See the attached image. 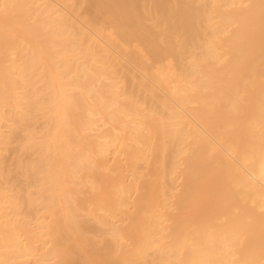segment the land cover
I'll return each mask as SVG.
<instances>
[{"label": "bare ground", "instance_id": "6f19581e", "mask_svg": "<svg viewBox=\"0 0 264 264\" xmlns=\"http://www.w3.org/2000/svg\"><path fill=\"white\" fill-rule=\"evenodd\" d=\"M38 1L0 10V121L9 103L27 114L17 63L6 64L23 37L21 81L38 71L50 103L52 126L35 144L58 182L56 264H142L151 248L153 264H264V0ZM116 143L132 167L143 161L129 184L107 166ZM81 170L99 188L89 198L64 188ZM84 206L112 233L89 235L75 213ZM9 229L0 222L5 243Z\"/></svg>", "mask_w": 264, "mask_h": 264}, {"label": "rangeland", "instance_id": "374dc122", "mask_svg": "<svg viewBox=\"0 0 264 264\" xmlns=\"http://www.w3.org/2000/svg\"><path fill=\"white\" fill-rule=\"evenodd\" d=\"M11 2L12 0H0V10ZM38 2H51L56 7L62 8L56 0ZM44 5L35 4L39 11L46 13ZM34 19L35 15H32L31 20ZM29 50H31L30 43L23 37L17 38L14 48L10 49V58L6 61L9 66L14 62L17 63L16 67L10 66V70L15 72L17 77L15 84L17 89L29 103L25 107L27 110L25 116H22L12 103L6 104L2 112L3 118L0 121V206L4 205L0 211L4 212L5 207L8 208V215L4 216L0 222L8 223L11 228L5 231L9 242L5 243L0 236V245H4L5 247L2 248L9 251L5 255L7 262L0 261V264H56L57 262L49 233V224L58 216L61 206L58 201H50L49 194L58 182H51L44 176L46 150L42 143L35 144L45 139L46 133L52 126L46 108L50 103L43 81L39 79L38 71L33 76L27 75L26 84L21 81V68L23 63L27 62L26 56ZM75 91L77 92L78 89L75 88ZM40 101L44 102L43 106L40 105ZM101 128L103 127H98L94 132L101 131ZM120 131L123 135L126 134L124 130ZM99 140L105 141L103 137ZM93 156L97 158L95 154ZM106 162L107 166H112L115 172L122 175L125 184L133 180V171L144 170L143 161H137L133 167L130 165L126 152L119 143L109 145ZM33 166L36 168L34 174ZM98 170L104 172L107 169L99 168ZM170 177H167L165 190L169 200H174L172 193L180 188L181 177L178 172H175L171 179ZM64 188L72 197L78 194L86 198L93 196L99 189L91 187V178L83 170L75 174L70 185ZM73 189H79V191H73ZM127 196L130 201L134 199L135 194L128 192ZM170 209H173V206ZM75 213L80 219L89 223V235L98 237L99 234L112 233L113 225L99 221L87 206L77 208ZM124 217V214L119 213L116 217L119 218L118 223H126L127 220ZM10 230L13 233H10ZM159 254L151 248L150 255L142 264H153L154 261L159 260Z\"/></svg>", "mask_w": 264, "mask_h": 264}]
</instances>
